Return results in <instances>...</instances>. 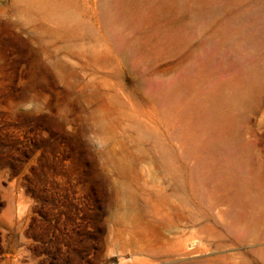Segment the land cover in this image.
<instances>
[{"label":"rangeland","instance_id":"1","mask_svg":"<svg viewBox=\"0 0 264 264\" xmlns=\"http://www.w3.org/2000/svg\"><path fill=\"white\" fill-rule=\"evenodd\" d=\"M226 177L264 217V0H0V264H264Z\"/></svg>","mask_w":264,"mask_h":264},{"label":"bare ground","instance_id":"2","mask_svg":"<svg viewBox=\"0 0 264 264\" xmlns=\"http://www.w3.org/2000/svg\"><path fill=\"white\" fill-rule=\"evenodd\" d=\"M209 128V127H208ZM206 129V128H205ZM201 131H202V129H201ZM207 131V130H206ZM211 131V130H210ZM208 132V131H207ZM199 134V133H198ZM201 134H202V132H201ZM200 137V136H199ZM211 137H213L212 135H211ZM202 138H200V140H201ZM203 140V139H202ZM208 140H211V139H208ZM213 140H214V137H213ZM212 142V141H211ZM202 145V144H201ZM200 146V145H199ZM202 147V146H201ZM203 149V148H202ZM241 153V152H240ZM201 155V154H200ZM240 155V154H239ZM199 156V155H198ZM202 156V155H201ZM237 157H240V156H238V154L236 155ZM236 156H235V158H236ZM243 156V155H242ZM232 157H234V156H232ZM201 159H202V157H200ZM244 158V157H243ZM234 159V158H233ZM200 160V159H199ZM236 160V159H235ZM201 161V160H200ZM231 161V160H230ZM237 161H238V159L236 160V163H237ZM240 162V161H239ZM232 163H234V162H232ZM243 163V162H242ZM229 164V163H228ZM244 164V163H243ZM246 164V163H245ZM234 165V164H233ZM235 166V165H234ZM253 166V165H252ZM245 167V166H244ZM248 167H249V169H248ZM247 167V171L248 172H250L251 170H250V167L251 166H248ZM229 169H230V167H228ZM228 168H226V169H228ZM225 169V170H226ZM240 169V168H239ZM250 170V171H249ZM230 171V170H229ZM228 171V172H229ZM231 172V171H230ZM245 172V171H244ZM240 173H242V172H240ZM251 173V172H250ZM239 174V173H238ZM203 175V174H202ZM237 175V174H236ZM235 174H234V177L236 176ZM251 175V174H250ZM227 176L229 177V175L227 174ZM239 176H241L240 174H239ZM243 176V175H242ZM247 177H248V175H246ZM257 176V175H256ZM201 176H199V178H200ZM228 177H226V178H228ZM255 177V176H254ZM233 177H231V179H232ZM202 179V178H201ZM238 179H240V178H238ZM245 179V178H244ZM260 179V178H259ZM214 181V180H213ZM219 181V180H218ZM259 181V180H258ZM194 182V189H195V198L197 197V195H200L202 192H203V190H204V188H206L207 189V185H208V183L209 182H211V180H194L193 181ZM217 183V181H214V184H216ZM256 184V179H252V180H235V179H233V180H229V178H228V180H220V186H222V187H224L225 189H227V190H232V189H235V191L237 190V192H236V195H235V197L233 198V201H234V203H236V204H238V206H241V208L243 207H246L247 206V208L249 207L248 206V203H247V200L248 199H250L251 197H252V195L251 194H253L252 192L251 193H249L248 192V188H249V190H250V188H251V186L252 185H254V184ZM207 186V187H206ZM212 186H214V185H212ZM217 186V185H216ZM211 187V186H210ZM254 188V187H253ZM258 187H256L255 189H257ZM260 188V187H259ZM209 189V188H208ZM214 190V189H213ZM223 190V189H222ZM215 192V191H214ZM218 192V191H217ZM213 193V192H212ZM262 193V192H261ZM260 193V194H261ZM122 194H127V190L125 189V188H123V190H122ZM216 194V193H215ZM230 194V193H229ZM205 195V194H204ZM227 195V194H226ZM171 196L173 197V194H171ZM199 197H202V196H199ZM217 197V196H216ZM225 197V196H224ZM260 197L262 198V195H260ZM195 198H194V200H195ZM203 198V200H205L204 198L205 197H202ZM213 198V197H212ZM212 198H211V201H212ZM199 199V198H198ZM214 199V198H213ZM230 200L228 197H226V200ZM131 200V199H130ZM148 201H149V199H147ZM200 200H201V198H200ZM199 200V201H200ZM215 200V199H214ZM227 200V201H228ZM206 201V200H205ZM217 201V200H216ZM219 201V200H218ZM136 202V201H135ZM150 202H151V200H150ZM184 200L182 199V203L184 204ZM195 202V201H194ZM210 202V201H209ZM129 203V202H128ZM196 203V202H195ZM202 203V202H201ZM204 203V202H203ZM165 204H167V203H165ZM200 204V203H199ZM198 204V205H199ZM213 204H215V203H213ZM196 205V204H195ZM194 205V206H195ZM205 205V204H204ZM216 205H218V204H216ZM220 205H221V203H220ZM223 205H225V202H224V204ZM250 205V204H249ZM199 206H201V204L199 205ZM222 206V205H221ZM227 206V205H226ZM230 206V205H229ZM205 208H207V206H204ZM209 207V206H208ZM215 207V206H214ZM231 207H233V206H231ZM234 211H235V209H236V205L234 204ZM137 208V207H136ZM135 206L133 205V204H131V205H126V207H125V213H124V219L126 220V222L127 223H129V222H131V223H136V222H138L137 220H136V215L137 214H135ZM140 208V207H139ZM138 208V209H139ZM195 208V207H194ZM201 208H203V207H201ZM238 208V207H237ZM240 208V207H239ZM138 209H137V211H138ZM142 209V208H141ZM197 209H198V207H197ZM195 211V209L193 210V212ZM205 211H206V209H205ZM207 211H208V209H207ZM246 211H248L247 213H237L238 214V217H239V219L241 220V221H249V222H255V223H257V221H258V223L259 224H262V223H264V217L263 216H260V217H258V214H259V210H258V208L257 207H253V206H251L250 207V209L248 208V210H246ZM201 212H202V209H201ZM230 212H232L231 211V209H230ZM195 213H198V214H201V213H199V211L198 212H196L195 211ZM203 213V212H202ZM228 213V212H227ZM235 213V214H236ZM230 213H228V215H229ZM203 215V214H202ZM234 215V214H233ZM260 215V214H259ZM200 216V215H199ZM205 216V215H204ZM233 217V216H232ZM236 217V216H235ZM234 217V218H235ZM199 218V217H198ZM197 218V219H198ZM204 218V217H203ZM193 220H194V223L196 222V220L193 218ZM207 220L208 219H206V222H207ZM213 221V220H212ZM206 222H205V224H206ZM200 223H201V221L199 222V225H200ZM208 223V222H207ZM254 223V224H255ZM203 224V223H202ZM208 224H210V222L208 223ZM212 224V223H211ZM220 224V223H219ZM137 226V225H136ZM144 226V225H143ZM205 226H207V225H205ZM223 226V225H222ZM142 227V226H141ZM145 227H147V226H145ZM204 227V226H203ZM207 228V227H206ZM225 228H227V227H225ZM229 228V227H228ZM209 229V228H208ZM207 229V230H208ZM224 229V228H223ZM147 230H148V228H147ZM217 230V229H216ZM221 230V229H220ZM142 231V230H141ZM201 231V230H200ZM204 231V230H203ZM206 231V230H205ZM205 231L203 232V233H205ZM232 231V230H231ZM143 232V231H142ZM141 232V233H142ZM145 232H147L146 230H145ZM217 232V231H216ZM219 232V231H218ZM134 233V232H133ZM136 233H137V231H136ZM139 233V232H138ZM199 233V232H198ZM220 233V232H219ZM228 233V232H227ZM208 234V233H207ZM221 234V233H220ZM225 234V233H224ZM230 234V233H229ZM232 234V233H231ZM147 235H148V233H147ZM206 235V234H205ZM210 235V233L208 234V236ZM234 235V234H233ZM232 235V236H233ZM222 236V235H221ZM230 237V236H229ZM236 237V236H235ZM234 237V238H235ZM248 237V236H247ZM209 238V237H208ZM239 238V237H238ZM258 237H257V235L256 236H252L251 238H250V242H254L256 239H257ZM215 239V238H214ZM226 239V238H225ZM233 239V238H232ZM237 239V238H236ZM220 241H221V239H219ZM218 240V244H221V243H219L220 241ZM210 241H211V239H210ZM209 241V242H210ZM236 241V240H235ZM248 241V239L246 238V242ZM205 242H208V241H205ZM208 242V243H209ZM213 243H214V241H212ZM227 242V241H226ZM229 242H231L230 240H229ZM240 242H242V241H240ZM216 243V242H215ZM245 243V242H244ZM217 244V245H218ZM223 244V243H222ZM216 245V244H215ZM224 245V244H223ZM232 245V244H231ZM209 246V245H208ZM220 247H222L221 245H219ZM225 246V245H224ZM223 246V247H224ZM228 246H230V245H227L226 244V246L225 247H228ZM233 246V245H232ZM214 248V247H213ZM208 250V249H207ZM211 250V249H210ZM258 251V250H257ZM256 251H254V253H255ZM240 256H241V258H245L246 257V255L245 254H243V253H241L240 254Z\"/></svg>","mask_w":264,"mask_h":264}]
</instances>
